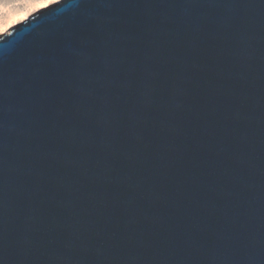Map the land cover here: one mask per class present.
Listing matches in <instances>:
<instances>
[{"label": "water", "instance_id": "95a60500", "mask_svg": "<svg viewBox=\"0 0 264 264\" xmlns=\"http://www.w3.org/2000/svg\"><path fill=\"white\" fill-rule=\"evenodd\" d=\"M0 264H264V0H56L1 35Z\"/></svg>", "mask_w": 264, "mask_h": 264}, {"label": "rangeland", "instance_id": "374dc122", "mask_svg": "<svg viewBox=\"0 0 264 264\" xmlns=\"http://www.w3.org/2000/svg\"><path fill=\"white\" fill-rule=\"evenodd\" d=\"M55 1L56 0H0V36L7 33L14 24L33 15L37 10Z\"/></svg>", "mask_w": 264, "mask_h": 264}, {"label": "bare ground", "instance_id": "6f19581e", "mask_svg": "<svg viewBox=\"0 0 264 264\" xmlns=\"http://www.w3.org/2000/svg\"><path fill=\"white\" fill-rule=\"evenodd\" d=\"M9 15V14H8ZM10 15H11V13H10Z\"/></svg>", "mask_w": 264, "mask_h": 264}]
</instances>
